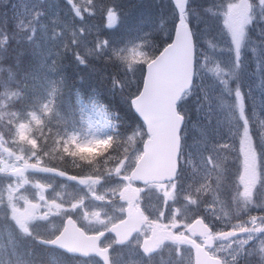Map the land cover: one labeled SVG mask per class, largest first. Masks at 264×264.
Returning a JSON list of instances; mask_svg holds the SVG:
<instances>
[{
    "label": "snow or ice",
    "instance_id": "obj_1",
    "mask_svg": "<svg viewBox=\"0 0 264 264\" xmlns=\"http://www.w3.org/2000/svg\"><path fill=\"white\" fill-rule=\"evenodd\" d=\"M0 264H264V0H0Z\"/></svg>",
    "mask_w": 264,
    "mask_h": 264
}]
</instances>
